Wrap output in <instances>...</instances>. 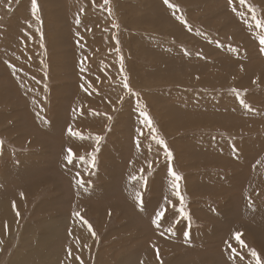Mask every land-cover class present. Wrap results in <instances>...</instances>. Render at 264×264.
Wrapping results in <instances>:
<instances>
[{"label":"rangeland","instance_id":"374dc122","mask_svg":"<svg viewBox=\"0 0 264 264\" xmlns=\"http://www.w3.org/2000/svg\"><path fill=\"white\" fill-rule=\"evenodd\" d=\"M37 4L33 14L31 0H0V200L16 211L6 233L0 212V264H13L20 250L29 263L25 253L38 241L60 253L63 245H53L71 238L75 211L91 233L81 264L105 257L118 264L121 254L122 264H145L144 246L152 258L155 250L157 264H247L252 249L264 264V214L255 209L264 212V27L253 19L264 21V0ZM79 112L96 117L94 124L80 122ZM39 115L48 125H38ZM153 137L166 142L171 159ZM69 148L80 162L73 174L62 162ZM169 168L182 179L180 195L174 189L167 198ZM77 172L93 187L109 186L107 201L70 189ZM126 175L147 177V187L139 186L143 203L159 198L154 209H163L166 223L158 226L154 211L136 212L122 197ZM173 231L183 234L172 238ZM190 232L195 243L185 241ZM128 233L137 234L136 245L109 249Z\"/></svg>","mask_w":264,"mask_h":264},{"label":"bare ground","instance_id":"6f19581e","mask_svg":"<svg viewBox=\"0 0 264 264\" xmlns=\"http://www.w3.org/2000/svg\"><path fill=\"white\" fill-rule=\"evenodd\" d=\"M107 38V37H106ZM109 90H111V89H109ZM93 95V94H92ZM79 96V95H78ZM91 97V96H90ZM91 99H92V97H91ZM96 102V100L95 101H93V104ZM31 103V102H30ZM36 105V104H35ZM87 105V104H86ZM34 107V106H33ZM87 107H88V105H87ZM91 107V106H90ZM89 107V108H90ZM93 107V106H92ZM36 108V107H35ZM83 108V107H82ZM83 111V110H82ZM34 113V112H33ZM32 113V114H33ZM77 113V112H76ZM83 113H84V111H83ZM91 113H93V112H91ZM95 114V113H94ZM38 115V114H37ZM98 115V114H97ZM73 116V115H72ZM75 116H77L76 114L74 115V117L73 118H75ZM78 117V119H79V121L81 122H83V121H88L87 123L88 124H94V121H95V118L96 117H94V116H92L91 114H81L80 112H79V116H77ZM76 117V118H77ZM35 118V117H34ZM75 118V119H76ZM74 120V119H73ZM75 121V120H74ZM77 121V120H76ZM35 122V121H34ZM36 122H38V125H43V123L45 124L46 122L40 117V115L39 116H37V118H36ZM58 124H60V123H58ZM46 125H48L47 123H46ZM62 126V125H61ZM45 129V128H44ZM65 133V132H64ZM78 134V133H77ZM23 136V135H22ZM81 137H83V138H81ZM87 137H89V135L88 134H80V137L79 138H77L78 140H77V142H81V139L83 140V141H85L84 139H87ZM85 143V142H84ZM111 143V142H110ZM109 143V144H110ZM108 144V145H109ZM146 152V151H145ZM74 154V153H73ZM151 156V155H150ZM65 159H66V157H63V159H62V162L63 161H65ZM110 160V159H109ZM61 162V163H62ZM103 162H104V160H103ZM79 164H80V162H78L77 160H76V158L74 159V157H73V160H72V162L71 163H69L68 162V160H67V162H63V165H64V167L65 168H67V169H63L64 170V173H66L67 174V172L69 171L70 172V174H73V171L75 170V169H77V168H79ZM63 168V167H62ZM136 168V167H135ZM7 169L8 170H13V169H16L15 167H13V165L11 164V165H9V167H7ZM29 169V168H28ZM130 169V168H129ZM129 169H127V170H129ZM260 172H261V170H260ZM78 174H79V172H77ZM4 174V173H3ZM2 174V175H3ZM41 175V174H40ZM44 175H45V173H44ZM44 175H42V176H44ZM170 175V174H169ZM5 176H7V174H5ZM17 176V175H16ZM21 176V175H20ZM41 176V177H42ZM81 176H82V174H81ZM133 176V175H132ZM132 176H127L126 175V178H125V181H126V185H127V189H126V194H127V198L125 197V196H123L122 195V197L124 198V199H126V200H129L130 201V203H131V206L133 207V208H135L136 209V212H140V213H144V212H146L147 210H152V211H154V213H156V210L154 209L155 208V206L158 204V199L159 198H152V199H154L153 200V203L152 202H149V203H143V206H141V204H140V201H138L136 198H135V193L137 192V191H140L139 190V186H140V188H141V181L139 180V179H137V180H132L131 179V177ZM256 176H258V175H256ZM19 177V176H18ZM37 177H39V174H37ZM73 177V176H72ZM158 177V176H157ZM2 178H4V177H2ZM16 178V177H15ZM7 179V178H6ZM14 179V178H13ZM36 179V178H35ZM15 181H17V180H15ZM79 181H81V178L79 177V175H76L75 176V178H73L72 180H69V186H70V189H72V190H74V191H77V194H79V195H81V196H83V197H85L84 195H82V193L81 192H85V193H87L88 194V196L89 197H87V198H93V200H95L96 201V204H97V202L99 201V200H105L106 199V201H107V193L108 192H110L109 191V186H107V185H101L100 187H93V186H91V185H89V183L87 184V183H84L83 182V184H81ZM133 181V182H132ZM129 182H131V183H129ZM163 182V181H162ZM143 183V182H142ZM13 184V183H12ZM112 184V183H111ZM15 185V184H14ZM163 185V187H165V189L164 190H166L164 193H166L165 195H167V198H170L171 196H173V191L175 192V190L173 189V187L171 186L172 184L171 183H169V180H165V184H162ZM165 185V186H164ZM7 187V186H6ZM170 187H171V190H170ZM2 189V188H1ZM8 189H10V188H8ZM143 191V190H142ZM3 192V191H2ZM6 192H8V191H6ZM14 192V191H13ZM71 192V191H70ZM170 192H172L173 194L172 195H170ZM176 193V192H175ZM6 194V193H5ZM2 195V194H1ZM9 195H10V193H9ZM12 195H15V194H12ZM23 195V194H22ZM71 195V194H70ZM74 196H75V194H73ZM158 195V194H157ZM161 195H164V194H161ZM165 195H164V197H165ZM176 195V194H175ZM3 196V195H2ZM1 197V196H0ZM16 197V196H15ZM19 197V196H18ZM70 197V196H69ZM118 197H121L120 195H118ZM3 198H4V196H3ZM9 198V197H8ZM8 198H6V199H8ZM17 198V197H16ZM110 198V197H109ZM12 199H14V198H12ZM12 199H10V200H12ZM71 199V198H70ZM74 199V198H73ZM82 199V198H81ZM113 199V198H112ZM117 199V198H116ZM79 200V199H78ZM111 200V199H110ZM77 201V200H76ZM80 201V200H79ZM83 201H85L84 200V198H83ZM82 200H81V202H83ZM88 201V200H87ZM112 201V200H111ZM113 201H115V200H113ZM13 202V201H12ZM103 202V204H104V201H102ZM109 202V201H108ZM9 203V202H8ZM106 203V202H105ZM155 203V204H154ZM76 204V203H75ZM95 204V205H96ZM81 205H83V204H81ZM14 206H15V204H14ZM84 206V205H83ZM0 212H1V215L2 216H4L5 218H6V225H5V227H3L2 226V228H1V230H4V232L6 233V232H8V231H10L9 230V228L11 227V225H12V223L15 221V216H16V211L14 210V208H13V206L12 205H10V206H7V204L5 203V202H3V201H1L0 200ZM17 207V206H16ZM121 207V206H120ZM20 208V207H19ZM79 208V207H78ZM159 208V207H158ZM17 209V208H16ZM80 209V208H79ZM94 209V208H93ZM126 209H127V207H126ZM255 209H256V213H258V214H264V212L262 211V210H260V209H257V207L255 206ZM163 210V209H162ZM211 210V209H210ZM92 211V213H97V211H95V210H91ZM141 211H143V212H141ZM204 211V210H203ZM252 212H254V211H252ZM75 213H76V211L74 212V214H73V216L75 217V220H73V219H71V224H69L70 226H68V231L70 232V237L71 238H63V240H60V242L59 243H56V244H54L53 246H57V245H63V247L59 250L58 248L56 249L57 251H59L60 253H56L57 255H55V254H53V253H55V252H51V253H49V251L48 252H46L45 250H44V248H43V245L41 244V241H38V245H37V247L36 248H34V249H29V251L28 252H26L25 253V258H27V256H29V258H31V260H30V262L29 263H23L24 262V259L21 257V255H22V253L23 252H25L24 250H20L17 254H16V256H15V258H14V260H13V264H31V263H34L36 260L38 261V264H81V256L84 254V251H85V249H87V247L89 246V241H91L90 240V230H89V227H87L85 224H83L82 222H80V221H77V218H76V215H75ZM165 213V212H164ZM210 213V212H209ZM98 214V213H97ZM166 214V213H165ZM221 214V213H220ZM175 216V215H174ZM257 216H259V215H257ZM205 217V216H204ZM72 218V217H71ZM256 218V217H255ZM166 221H167V217L164 215V217L161 219V221H160V223H159V225L158 226H162V224L165 222L166 223ZM2 222V221H1ZM52 223H53V220H52ZM55 224V223H54ZM165 225V224H164ZM64 226V225H63ZM56 227V226H55ZM30 227H27V229H26V231L29 229ZM184 228H186V227H184ZM33 230V229H32ZM65 230V229H64ZM189 231H190V229H189ZM2 232V231H1ZM143 232V231H142ZM263 232H264V229H263ZM135 233H137V232H135ZM134 233V234H135ZM140 233V232H139ZM139 233H138V235H139ZM159 233V232H158ZM157 233V234H158ZM173 233H174V235H172V238H175L178 234H183V233H179V231H173ZM134 234H132V235H134ZM156 234V237L157 238H161L162 237V234H158L157 235ZM165 236H163L164 238H165V241L167 242V240H170V231H169V229L168 228H166L165 229ZM200 234V233H199ZM55 235V234H54ZM130 233H128V235H127V237L125 238V240L123 241H120V242H114L113 243V245H111V247L109 248V249H112V248H114V247H116L117 248V246H123V247H131L130 245H133V244H135L136 245V243H135V241L137 240L136 239V237L135 238H133V237H131L132 236ZM135 235H137V234H135ZM155 235V234H154ZM191 235H192V237H191ZM120 236V235H119ZM123 236V235H122ZM184 236H187V238L189 237V239H187V240H185L187 243L188 242H192V243H195L196 241H197V237H196V234H192V232H190V233H187V234H184ZM198 236V235H197ZM155 237V238H156ZM178 237V236H177ZM182 237V236H181ZM196 237V238H195ZM201 237V236H200ZM49 238H51V235H49ZM57 238V237H56ZM118 238V237H117ZM122 238V237H121ZM195 238V239H194ZM134 239H136L135 241H134V243L133 244H131L132 243V241H130V240H134ZM148 239V238H147ZM147 239H145V240H147ZM176 239H178V238H176ZM194 239V240H193ZM108 240V239H107ZM140 240H141V238H140ZM140 240H138L139 241V243H140ZM172 240H174V239H172ZM34 241V240H33ZM138 241H137V243H138ZM51 242H52V240H51ZM54 242V241H53ZM57 242V241H56ZM152 242H154V241H152ZM170 242V241H169ZM1 243V242H0ZM202 243V242H201ZM1 245V244H0ZM46 245V244H45ZM49 245H51V244H49ZM49 245H47V246H49ZM138 245V244H137ZM149 245V244H148ZM167 245V244H166ZM150 246V245H149ZM115 248V249H116ZM147 248H149V247H147ZM146 248V246H144V247H141V249L139 250V252H140V254H143V256H144V263L145 264H157L156 262H157V256L158 255H156V253H155V250H153V253L155 254V257L154 258H152V257H150L149 255H151L152 256V254H149V252L147 251V250H149V249H147ZM49 249V248H48ZM69 249H71V252L69 253ZM108 249V250H109ZM114 249V250H115ZM124 249V248H123ZM133 249V248H132ZM84 250V251H83ZM146 251V252H145ZM122 253V252H121ZM171 253V252H170ZM44 254H47L48 255V258H46V260L44 261V262H40L41 260H40V256L42 257V258H44ZM104 254V253H103ZM143 256H141V257H143ZM174 256V255H173ZM46 257V256H45ZM126 257H127V255L126 254H121L120 255V257L118 258V261H119V263L118 264H122L125 260H126ZM134 258V257H133ZM105 259H108L107 257H105V258H103V264L105 263L106 264V262L104 261ZM140 259V258H139ZM133 260V259H132ZM36 261V262H37ZM244 261L245 262H247L248 261V263L247 264H249V262H251V264H253V258L251 259L250 257L248 258V257H246V259H244ZM171 263H173V262H171Z\"/></svg>","mask_w":264,"mask_h":264},{"label":"snow or ice","instance_id":"6c2138e0","mask_svg":"<svg viewBox=\"0 0 264 264\" xmlns=\"http://www.w3.org/2000/svg\"><path fill=\"white\" fill-rule=\"evenodd\" d=\"M240 2L241 3H244L245 0H240ZM31 3H32L33 14H35L36 11L38 10L37 0H31ZM108 3H109V0H104V5H107ZM164 3L165 4H168L169 3V0H164ZM170 6L171 7H175V5H170ZM108 11L111 12L110 9ZM253 19L255 20L257 27H264V21H261L259 19H256L255 15H253ZM37 20H39V16H37ZM76 23L79 24L80 23V20L77 19ZM259 40H260V44L261 45H264V35H261L259 37ZM117 43H119V41H117ZM117 51H119V50L117 49ZM120 63H121V70H123V57L120 58ZM123 86H124L125 89H128L129 90V93L131 94V89H130V86H129L128 82H127V77L126 76H125L124 81H123ZM136 95H139V94L137 93ZM241 103H244V101L242 100ZM245 107H249V105L245 104ZM140 115L142 117H144V119H143V123L144 124L152 125V121H151L150 117L148 116V113H147L146 110H142L140 112ZM68 131H69V134H71V135H78L77 133H74L71 128H69ZM81 138H83V137H81ZM153 138L154 139H157V137H153ZM95 139L97 140V142H99L102 139V137L96 136ZM2 143L3 142L0 141V144H2ZM157 143L160 144V145H164L165 155L169 159H171L172 152L170 150H168L166 142L162 138H159V139H157ZM67 152H68V155H67L66 159L68 160L69 163H71L72 160H73V156H74L73 150L71 148H69V149H67ZM80 159H83V157H81ZM91 163H92V166L95 167V156L94 155H93V158H92ZM141 171H143V170H141ZM169 172L171 173V176L173 177L172 187H173V189H177L176 195L179 196L180 193H179L178 189H179L180 185H179L178 181H180L182 179V177H181V175H179L176 171L172 170L171 168H169ZM131 179L132 180L139 179L140 181L143 182L144 187L145 188L147 187V177L146 176L141 175V176L137 177V176L133 175L131 177ZM79 182L81 184H83V180H81ZM135 198L138 201H140L141 206H143L142 192L137 191L135 193ZM181 199H183V198L181 197ZM75 215L77 217H80V213L79 212H76ZM164 215H165V213H164L163 210L156 212V218H155V220L153 222L156 223L157 225H159V223H160L161 219L164 217ZM81 219H82V217H81ZM169 231H172V229L169 228ZM94 234L95 233H93V235ZM240 237H241V233H239V232L235 233V239L242 246L247 247V245L244 244V242L240 239ZM229 247H231V246H229ZM231 251H232V253H235L236 252V249L235 248H232ZM70 252H71V249H69V253ZM251 255H252L253 258H255V264H262V261L260 259V256H259V254L257 253V251L255 249H252L251 250ZM249 264H251V262H249Z\"/></svg>","mask_w":264,"mask_h":264},{"label":"crops","instance_id":"0c3cea01","mask_svg":"<svg viewBox=\"0 0 264 264\" xmlns=\"http://www.w3.org/2000/svg\"><path fill=\"white\" fill-rule=\"evenodd\" d=\"M86 180V179H85ZM88 182L91 184V181L90 180H88ZM84 183H86V182H84ZM88 184V183H87Z\"/></svg>","mask_w":264,"mask_h":264}]
</instances>
